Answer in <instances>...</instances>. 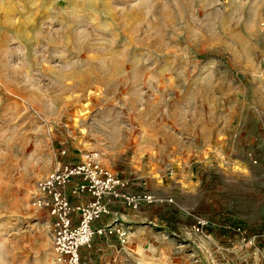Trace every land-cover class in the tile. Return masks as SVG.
<instances>
[{"label":"rangeland","instance_id":"obj_1","mask_svg":"<svg viewBox=\"0 0 264 264\" xmlns=\"http://www.w3.org/2000/svg\"><path fill=\"white\" fill-rule=\"evenodd\" d=\"M262 113L264 0H0V264H57L38 184L92 152L175 207L181 264H232L255 240L225 218L243 170L216 149Z\"/></svg>","mask_w":264,"mask_h":264},{"label":"crops","instance_id":"obj_2","mask_svg":"<svg viewBox=\"0 0 264 264\" xmlns=\"http://www.w3.org/2000/svg\"><path fill=\"white\" fill-rule=\"evenodd\" d=\"M256 118L253 120L252 131L249 127H245L242 121H239L240 129L234 132L221 129L220 135L224 137L221 145L225 146V149L222 146L220 150L216 149L217 152H220L218 156L221 154L222 158L225 157L223 162L220 161L221 165L229 169L240 168L243 170V173L239 175L242 180H237V182L244 192L236 194L235 214L225 218L231 220L230 223L233 227H246L255 239L253 247L237 243L232 264H264V113L259 114ZM251 159L255 160L251 162ZM213 162L211 161L209 164ZM155 192H158L159 200L173 199L177 194L174 186H161ZM229 200V198L226 199L227 202ZM174 208V206L160 205L159 203L143 206L138 211L123 207L113 208L111 214L98 222L95 228L119 222L128 231L127 242L121 244L116 236L95 237L91 247L81 249L83 263L181 264L182 244L180 245L177 240L169 236L170 229L167 225L170 222L165 220L170 219L172 223L171 216L176 213L173 211ZM163 210L171 212L164 217L160 215ZM234 210L230 212H234ZM232 220L236 221L234 225ZM188 223L190 224L191 221ZM231 225L226 228L233 230ZM226 228L225 230H227ZM179 230L181 235L192 238L191 232H186L185 229ZM229 232H226L228 233L226 237ZM228 247L230 248V245Z\"/></svg>","mask_w":264,"mask_h":264},{"label":"built area","instance_id":"obj_3","mask_svg":"<svg viewBox=\"0 0 264 264\" xmlns=\"http://www.w3.org/2000/svg\"><path fill=\"white\" fill-rule=\"evenodd\" d=\"M100 158L98 153H88L79 163L58 167L38 184L33 205L46 209L53 219L57 264H84L81 249L91 247L95 237L116 236L126 243L128 231L119 222L95 228L113 208L138 211L158 202L153 195L134 191L130 180L105 169ZM209 224L198 219L194 228L201 232ZM238 231L243 242L255 240L247 231Z\"/></svg>","mask_w":264,"mask_h":264}]
</instances>
